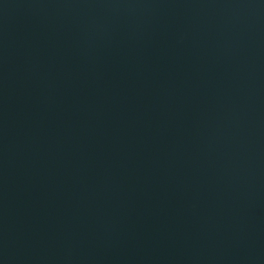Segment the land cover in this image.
Here are the masks:
<instances>
[{
    "label": "water",
    "instance_id": "1",
    "mask_svg": "<svg viewBox=\"0 0 264 264\" xmlns=\"http://www.w3.org/2000/svg\"><path fill=\"white\" fill-rule=\"evenodd\" d=\"M0 264H264V0H0Z\"/></svg>",
    "mask_w": 264,
    "mask_h": 264
}]
</instances>
